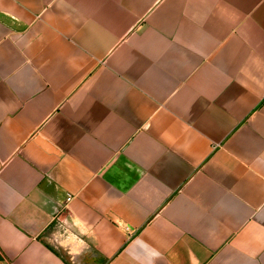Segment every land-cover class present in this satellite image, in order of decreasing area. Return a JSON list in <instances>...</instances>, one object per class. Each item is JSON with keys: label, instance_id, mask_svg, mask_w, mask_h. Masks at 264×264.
Here are the masks:
<instances>
[{"label": "crops", "instance_id": "crops-1", "mask_svg": "<svg viewBox=\"0 0 264 264\" xmlns=\"http://www.w3.org/2000/svg\"><path fill=\"white\" fill-rule=\"evenodd\" d=\"M0 264H264V0H0Z\"/></svg>", "mask_w": 264, "mask_h": 264}, {"label": "built area", "instance_id": "built-area-1", "mask_svg": "<svg viewBox=\"0 0 264 264\" xmlns=\"http://www.w3.org/2000/svg\"><path fill=\"white\" fill-rule=\"evenodd\" d=\"M71 200H72V197L71 196H68L67 203H69Z\"/></svg>", "mask_w": 264, "mask_h": 264}]
</instances>
